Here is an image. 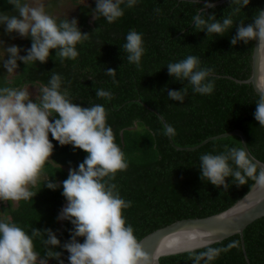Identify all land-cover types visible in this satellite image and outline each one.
Listing matches in <instances>:
<instances>
[{
    "label": "trees",
    "instance_id": "1",
    "mask_svg": "<svg viewBox=\"0 0 264 264\" xmlns=\"http://www.w3.org/2000/svg\"><path fill=\"white\" fill-rule=\"evenodd\" d=\"M69 1L78 7L70 18L54 14L57 0L49 1L45 9L57 22L76 18L80 30L89 34L87 40L77 44V58L62 61L53 49L46 63L37 61L25 65L17 61L19 67L11 77L0 64V88L46 85L53 74H59L61 87L68 88L72 102L82 107L101 104L106 108L107 123L128 163L127 169L118 172L112 183L117 185L123 199L132 202L131 207L124 210V216L137 239L177 219L203 217L222 211L245 194L254 183L251 179L247 184L237 186L231 177L226 178L230 187L225 190L223 186L218 188L206 179L202 180L199 167L201 155L219 154L225 145L240 146V138L229 135L200 143L208 137L240 129L251 154L264 162V126H260L253 115L260 95L251 83L237 81L250 75L254 40L248 44L240 41L235 46L230 43L236 34L235 25L241 21L250 23L257 9H262L264 0H250L248 6L233 16V28L223 36H207L206 31L192 25V17L198 9L203 8L206 1L215 0H200L197 4L193 0H137L131 8L121 5L124 15L113 23L103 17L93 19L92 9L96 6L93 1L87 4L79 0ZM236 7L238 5L227 0L205 11L220 19L230 15ZM0 12L18 15L7 0H0ZM131 30L143 35L145 51L139 67L127 61L123 48ZM0 40L6 46L31 47L30 38H21L17 33L9 36L3 25H0ZM26 54L25 51L20 53ZM4 55L0 47V60ZM189 55L198 57L201 67L214 69L215 89L212 94L194 93L187 81H178L168 74L169 63ZM108 68L116 71L114 77L106 74ZM185 86L188 94L183 103L170 100L163 91L166 88L181 90ZM98 89L110 91L112 99L99 98ZM165 124L173 126L174 136L169 138L164 134ZM49 139L54 145L53 154L36 185L29 186L37 195L16 202V206L12 201H5L0 221L15 223L29 235L35 228L52 229L62 245L70 240L73 229L69 221L60 223L57 219L67 202L62 195V182L67 179L69 169L78 168L87 153L74 149L72 145L61 146L51 134ZM192 146L196 147L185 148ZM49 180L60 182L61 187L56 190L47 188L45 184ZM45 238L43 232L33 237L36 250L42 256L46 250L42 243ZM242 238L241 243L240 235L235 233L209 244L213 248L234 246L207 264H264V216L250 222L243 229ZM78 240L83 243L84 238ZM53 250L62 252L61 259L64 264H69L67 251L62 247ZM205 250L202 247L196 251ZM193 254L187 251L162 256L159 262L193 264ZM48 264H58V261L49 259ZM201 264H206V258Z\"/></svg>",
    "mask_w": 264,
    "mask_h": 264
},
{
    "label": "clouds",
    "instance_id": "2",
    "mask_svg": "<svg viewBox=\"0 0 264 264\" xmlns=\"http://www.w3.org/2000/svg\"><path fill=\"white\" fill-rule=\"evenodd\" d=\"M193 2L197 4L200 0ZM7 3L14 6L18 15L0 12V25L4 26L5 34L11 36L17 33L21 38L31 39L28 49H21L15 44L6 46L0 40V47L5 53L0 64L8 74L16 72L19 67L17 61L25 65L37 61L46 63L53 49L62 61L75 60L79 54L77 44L89 38V34L78 27L76 18L57 22L45 11L43 4L33 6L25 0H7ZM136 3L137 0H95L92 16L93 19L103 17L113 23L124 15L121 5L131 8ZM233 3L238 7L227 17L217 19L214 13H206V9L214 8L213 3L206 2L192 17L193 27L206 31L207 36H223L233 28V16L248 6L250 0H231ZM235 27L236 34L230 40L233 46L240 41L248 44L252 40L264 45V9L258 8L250 23L241 21ZM123 48L127 61L139 67L145 51L143 35L131 30L126 35ZM21 51L27 54L20 55ZM167 70L176 80L187 81L194 93L210 95L215 89L214 69L201 67V61L196 56L189 55L169 63ZM115 73L112 68L106 70L109 76L114 77ZM61 85L62 77L53 74L46 85H40L35 102L27 88H0V201L18 202L37 195L29 186L36 185L53 154L54 145L49 134L61 146L72 145L74 149L83 150L87 156L78 168L69 169L67 179L62 182V195L67 203L57 217L73 225L71 238L61 245L52 229L35 228L29 235L15 223L0 221V264H48L49 259L64 264L62 252L53 250L57 247L69 253V264H150L142 242L124 216V210L130 208L132 202L123 199L117 185L112 183L118 172L127 169L128 163L115 142L113 129L107 123L108 112L101 104L82 107L72 102L68 88L62 89ZM163 91L167 92L170 100L181 103L188 94L186 86L181 90L166 88ZM96 94L99 98L112 99V93L104 89H98ZM255 105L254 118L260 126H264V94L259 96ZM164 134L174 136L175 129L165 124ZM199 159L201 179L218 188L223 186L227 190L230 185L226 183V178L231 177L237 186L245 185L251 179L256 186L264 189V169L258 171L242 141L240 146L225 145L223 152L203 154ZM45 186L56 190L61 183L49 180ZM41 232L46 237L42 240L46 248L43 256L36 250L33 239ZM188 235L196 240L200 234ZM79 237L84 238L83 243L79 242ZM201 246L206 250L197 252ZM233 246L213 248L194 245L191 249L193 264H201L205 258L207 264Z\"/></svg>",
    "mask_w": 264,
    "mask_h": 264
},
{
    "label": "water",
    "instance_id": "3",
    "mask_svg": "<svg viewBox=\"0 0 264 264\" xmlns=\"http://www.w3.org/2000/svg\"><path fill=\"white\" fill-rule=\"evenodd\" d=\"M224 1L227 0H215L211 3L217 5ZM262 9H264V4ZM237 81L251 83L257 94H264V45H261L258 41L254 40L249 77ZM160 117L163 119L161 115ZM229 135L238 136L240 142H244L245 147L248 149L245 135L240 129H232L208 137L200 144L213 138ZM170 141L172 142L171 139ZM196 146L185 148L193 149ZM248 152L251 159L258 166V170L264 169V162L254 157L249 149ZM66 203L63 204L62 208L66 206ZM261 216H264V189L253 183L245 194L226 209L208 216L177 219L147 233L139 241L142 242L144 250L150 257V264H161L159 258L162 256L191 251L194 245H209L235 233L240 235L242 243L243 229L250 222ZM59 222L61 223V220ZM189 233H199L200 235L196 240H192L189 238ZM202 247L204 246L199 248Z\"/></svg>",
    "mask_w": 264,
    "mask_h": 264
},
{
    "label": "rangeland",
    "instance_id": "4",
    "mask_svg": "<svg viewBox=\"0 0 264 264\" xmlns=\"http://www.w3.org/2000/svg\"><path fill=\"white\" fill-rule=\"evenodd\" d=\"M49 1H51V0H27L26 2L33 5V6H36L37 4H43L45 6V4H48ZM57 1H58V6L56 7V11L54 12V14L68 16V18H70L76 13V10L78 9L76 4H72V2L69 0H65V1L57 0ZM92 1L95 2V0H79V2L83 3V4H87V3H90ZM45 11H46V9H45ZM14 73L8 74L7 76L11 77V76H13ZM39 87H40L39 85H24V86H22V88H27L32 93L33 101H35V97L39 95ZM12 204L14 206L17 205V203L13 202V201H12ZM5 205L6 204L4 201H0V219L3 216L2 211H3V208L5 207Z\"/></svg>",
    "mask_w": 264,
    "mask_h": 264
}]
</instances>
